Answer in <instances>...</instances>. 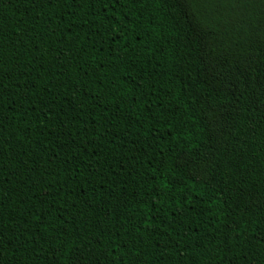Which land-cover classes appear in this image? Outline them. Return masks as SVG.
<instances>
[{
    "label": "trees",
    "instance_id": "trees-1",
    "mask_svg": "<svg viewBox=\"0 0 264 264\" xmlns=\"http://www.w3.org/2000/svg\"><path fill=\"white\" fill-rule=\"evenodd\" d=\"M0 264H264V0H0Z\"/></svg>",
    "mask_w": 264,
    "mask_h": 264
}]
</instances>
